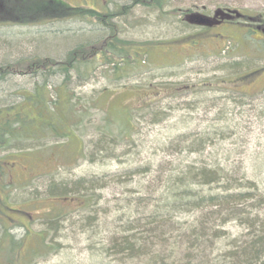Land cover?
Here are the masks:
<instances>
[{
  "label": "rangeland",
  "instance_id": "obj_1",
  "mask_svg": "<svg viewBox=\"0 0 264 264\" xmlns=\"http://www.w3.org/2000/svg\"><path fill=\"white\" fill-rule=\"evenodd\" d=\"M66 1L112 12L133 7L115 18L116 35L149 50L136 58L138 70L120 63L117 75L118 59H100L88 81L79 84L74 75L69 94L88 110L77 134L61 140L64 147L50 149L56 141L49 140L25 143L22 152L0 150L3 163H14L5 181L10 186L0 177V192L6 191L11 209L30 216L6 211V229L21 238L20 222L36 233L46 218L56 217L52 211L62 216L55 239L61 248L31 264H122L108 252L121 235H135L141 244L154 236L179 241L196 219L217 210L198 205L199 200L173 204L190 189L200 198L215 193L188 187L181 175L189 168L221 167L264 184V71L250 86L242 83L264 66V52L254 54L253 39L260 35L241 34L244 29L234 25L206 29L185 21L194 13L213 16L224 8L264 16V0H167L163 10L131 0ZM108 33L100 22L82 17L0 21V111L24 101L21 96L42 83L44 67L35 69L38 74L29 71L36 60L49 58L53 65L79 45L104 44ZM61 81L60 75L49 78L53 95ZM147 204L158 205L150 219L139 207ZM243 204L253 221L221 220L226 236L209 251L210 263L220 262L233 240L249 241L264 228V208L253 198Z\"/></svg>",
  "mask_w": 264,
  "mask_h": 264
},
{
  "label": "trees",
  "instance_id": "obj_2",
  "mask_svg": "<svg viewBox=\"0 0 264 264\" xmlns=\"http://www.w3.org/2000/svg\"><path fill=\"white\" fill-rule=\"evenodd\" d=\"M75 1V0H74ZM88 3V0H84ZM133 5H142L148 9L163 10L167 0H131ZM96 1L94 2V4ZM0 15L13 19V22L30 24L56 19H77L79 17L92 19L100 22L109 31L104 44L89 47L86 44L73 48L62 60H57L51 65V59L41 58L31 65L34 74L44 67L42 83L36 84L34 90L21 96L24 101L19 102L5 111H0V150L16 149L19 152L25 151V143L31 146L41 144L43 141L55 140L56 143L50 149L64 147L60 144L62 139L68 140L72 134H77V129L84 123L85 110H88L83 103H77L75 94H69L73 88L74 75L78 83L88 81L96 69L100 59L114 63V73L120 74L122 70L118 65L126 63L132 71L138 70L139 62L136 60L141 51H148L145 44L138 45L133 42L122 40L115 29V18L124 17L127 10L133 7L123 6L122 12L110 10H97L93 7L74 6L66 0H0ZM249 18V17H248ZM258 20L259 16L251 17ZM136 45L138 47H132ZM147 45V43H146ZM100 48L101 54L97 49ZM141 57V56H140ZM49 69V70H48ZM2 70V69H0ZM35 70V71H33ZM60 75L62 78L58 88L55 87L54 95L50 88L49 78ZM253 75L245 76L242 82H249ZM95 100H90L94 102ZM30 106L27 109L24 105ZM3 112L10 114L1 115ZM80 113L81 116L78 115ZM59 142V143H57ZM0 159V177L2 184L10 178L13 170V162ZM188 187H208L213 194L199 196L198 193L188 190L186 195L175 199L173 204L181 206V202L188 200H199L198 205H207L210 208H217L216 211L205 214L196 219L191 226L190 232L186 231L179 235V241H170L160 236L149 238V244H141V240L135 235H121L114 238L108 252L120 257L122 264H212L209 262V251L215 244L225 238L226 234L221 229V220L228 217H235L245 222H252L246 216L244 204L253 198L256 207L264 208V184L256 181L239 179L235 175L223 170L221 167L211 168H189L181 175ZM86 180H81L82 184ZM184 183L176 181L175 184ZM7 186H10L6 184ZM52 190V189H51ZM64 190L63 187L60 191ZM6 191L0 192V225L3 231L0 232V257L4 262L0 264H31L35 259H46L55 254L61 248V244L55 242L59 236V222L62 216L52 211L56 217L46 218L43 230L32 232L22 222L25 231L21 238L14 236L6 229L7 223L4 216L10 212H17L26 218L30 217L27 212L14 211L7 204ZM74 199H78L74 198ZM158 205H140L145 209L147 219L155 216L154 211ZM6 211H10L9 213ZM154 211V212H152ZM150 214V216H149ZM49 215V213H48ZM10 217V216H9ZM48 217V216H47ZM11 219V218H10ZM56 220V221H55ZM6 223V224H5ZM264 227V224H263ZM155 233V232H154ZM231 247L224 252L221 261L214 264H264V228L249 241L233 240Z\"/></svg>",
  "mask_w": 264,
  "mask_h": 264
},
{
  "label": "flooded vegetation",
  "instance_id": "obj_3",
  "mask_svg": "<svg viewBox=\"0 0 264 264\" xmlns=\"http://www.w3.org/2000/svg\"><path fill=\"white\" fill-rule=\"evenodd\" d=\"M209 18H210L209 23L211 25H224L227 28H231L230 25H234V26L246 28L247 31L243 33L250 32L254 35L259 34L260 35L259 38L257 37L254 38V41L256 42L254 54L256 55L258 52H264V16L259 17L258 20L257 19L252 21L250 20L251 23L250 22L243 23V20L245 19V15L243 13L238 11H233L230 9H222V10L214 11L213 16ZM250 57L254 58L255 56L251 55ZM263 71H264V66L260 69H257V71L254 74H252L253 78L259 76ZM262 78H264V75L260 77V79ZM249 82L248 85L250 86Z\"/></svg>",
  "mask_w": 264,
  "mask_h": 264
},
{
  "label": "water",
  "instance_id": "obj_4",
  "mask_svg": "<svg viewBox=\"0 0 264 264\" xmlns=\"http://www.w3.org/2000/svg\"><path fill=\"white\" fill-rule=\"evenodd\" d=\"M189 22H193V23H196V24H199V25L206 24L205 19H203V18H197V17H191L189 19Z\"/></svg>",
  "mask_w": 264,
  "mask_h": 264
}]
</instances>
